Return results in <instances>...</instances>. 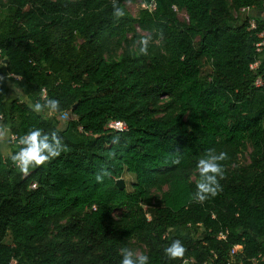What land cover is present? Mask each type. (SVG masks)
I'll use <instances>...</instances> for the list:
<instances>
[{"label":"trees","instance_id":"16d2710c","mask_svg":"<svg viewBox=\"0 0 264 264\" xmlns=\"http://www.w3.org/2000/svg\"><path fill=\"white\" fill-rule=\"evenodd\" d=\"M128 1L0 0V73L29 100L8 99L0 79L1 122L64 146L25 176L9 155L20 147L0 145V264H120L137 245L149 264H264V17L237 16L264 0H140L137 15ZM48 99L73 118L28 106ZM209 149L228 154L224 179L198 203ZM177 239L185 255L169 259Z\"/></svg>","mask_w":264,"mask_h":264},{"label":"clouds","instance_id":"9594fccd","mask_svg":"<svg viewBox=\"0 0 264 264\" xmlns=\"http://www.w3.org/2000/svg\"><path fill=\"white\" fill-rule=\"evenodd\" d=\"M113 16L122 17L124 11L113 4ZM150 37H141L137 43L140 45V54L147 55L148 47L150 43ZM29 108L37 114L48 108L49 111H55L59 109V101L55 99H48L44 104L36 102L29 104ZM119 137L114 138V142ZM18 144L21 145L19 151L15 154H9L13 164L19 169L21 173L27 176L30 169L43 166L51 159H54L61 155L64 151V146L61 143V139L58 137L57 132L53 131L50 135L44 133L41 129H33L20 137ZM114 155V154H113ZM228 159L226 152H220L215 154L214 149H209L204 157H201L196 166V170L199 173L200 180L196 185V192L194 194V200L198 203H203L206 199L215 197L221 190L219 181L224 179V168L221 164L222 161ZM106 172L97 173L96 180L99 183H103ZM165 254L169 259H183L186 248L180 240H174L168 247L164 249ZM122 259L120 264H149V257L147 255L137 254L133 251L125 248L121 250Z\"/></svg>","mask_w":264,"mask_h":264},{"label":"rangeland","instance_id":"374dc122","mask_svg":"<svg viewBox=\"0 0 264 264\" xmlns=\"http://www.w3.org/2000/svg\"><path fill=\"white\" fill-rule=\"evenodd\" d=\"M126 8L133 14V15H137L140 11V9H142L143 7H145V4H143L140 0H136V1H128L125 3ZM179 16L184 19L187 17L185 12H180ZM238 18L240 19V21H243L247 18H250L251 22L253 24H255V18L257 17H264V11H261L259 9L256 8H252V9H242L240 12L237 13ZM143 34H145V32L142 31ZM7 81V84L10 87V93L8 95V99H14L16 97H19L20 100L22 101H28L29 100L21 93L20 91V87L17 84V80L18 77L15 76H5L4 77ZM31 104V103H30ZM50 119L55 120L58 125L64 124L66 121H68L69 119L73 118V115L70 112H66V118H64L62 115H59L57 113H55L54 111H49V110H44L43 111ZM61 122V124H60ZM11 135L12 133L10 132L9 126L3 122H0V143H1V148L2 151L6 154H9L11 152V149L9 147H11L12 144V139H11ZM9 148V150H8ZM251 146H249L248 151L245 153L244 157L241 159L242 163H248L249 162V153L251 152ZM194 179L196 178L195 176L193 177ZM164 189H167L166 186H164ZM154 193L156 195L161 196L162 191H157L156 189L154 190ZM121 211H117V214H120ZM187 232L189 233L190 230L188 229H177V230H172L171 234H175V233H179V232ZM199 236H203L204 233L202 231H199L198 233ZM10 240V237L7 238V241ZM143 252H145V248L142 245H137L135 247L134 253L137 254H142Z\"/></svg>","mask_w":264,"mask_h":264},{"label":"built area","instance_id":"2783aa9c","mask_svg":"<svg viewBox=\"0 0 264 264\" xmlns=\"http://www.w3.org/2000/svg\"><path fill=\"white\" fill-rule=\"evenodd\" d=\"M255 25V24H253ZM260 37L262 38V41L259 42L258 45V50H260L263 46H264V30L263 32L260 34ZM257 65V63H255L254 65H252V67H255ZM12 75V74H11ZM5 76H7V74L5 72H1L0 73V79H3ZM17 77V76H15ZM257 83H260V79H258ZM64 118H66V112H64L63 114H61ZM1 122V119H0ZM108 127L114 128L116 130H125L127 128V124L125 121L122 120H112ZM11 139L12 142L15 143L17 146L22 147L21 145L18 144V140H19V136L17 134H12L11 135ZM36 186V184H33V187Z\"/></svg>","mask_w":264,"mask_h":264},{"label":"water","instance_id":"95a60500","mask_svg":"<svg viewBox=\"0 0 264 264\" xmlns=\"http://www.w3.org/2000/svg\"><path fill=\"white\" fill-rule=\"evenodd\" d=\"M117 184H118V186L122 189V188H124L125 187V181H124V179L123 178H119L118 180H117Z\"/></svg>","mask_w":264,"mask_h":264},{"label":"crops","instance_id":"0c3cea01","mask_svg":"<svg viewBox=\"0 0 264 264\" xmlns=\"http://www.w3.org/2000/svg\"><path fill=\"white\" fill-rule=\"evenodd\" d=\"M0 145H1V143H0ZM10 149H11V147H9ZM9 148H8V150H9ZM4 154H6V153H4ZM7 155V154H6Z\"/></svg>","mask_w":264,"mask_h":264}]
</instances>
